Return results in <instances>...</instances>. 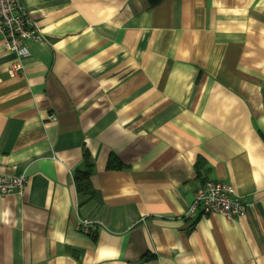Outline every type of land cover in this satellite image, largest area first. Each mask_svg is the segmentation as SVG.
<instances>
[{
  "label": "crops",
  "instance_id": "0c3cea01",
  "mask_svg": "<svg viewBox=\"0 0 264 264\" xmlns=\"http://www.w3.org/2000/svg\"><path fill=\"white\" fill-rule=\"evenodd\" d=\"M23 2L44 39L12 75L0 32V174L28 176L0 264H264V0ZM209 180L247 213L186 218Z\"/></svg>",
  "mask_w": 264,
  "mask_h": 264
},
{
  "label": "built area",
  "instance_id": "2783aa9c",
  "mask_svg": "<svg viewBox=\"0 0 264 264\" xmlns=\"http://www.w3.org/2000/svg\"><path fill=\"white\" fill-rule=\"evenodd\" d=\"M0 32L4 35V47L17 55L11 74L23 69L22 59L30 55L28 42L43 40L44 34L38 22L31 17L23 0H0ZM28 183V176L0 174V194L22 195ZM248 203L237 194L235 187L223 181L209 180L200 186L186 211V218L222 214L234 221L247 213ZM86 229L95 224L88 219L80 221Z\"/></svg>",
  "mask_w": 264,
  "mask_h": 264
},
{
  "label": "trees",
  "instance_id": "16d2710c",
  "mask_svg": "<svg viewBox=\"0 0 264 264\" xmlns=\"http://www.w3.org/2000/svg\"><path fill=\"white\" fill-rule=\"evenodd\" d=\"M162 0H152L153 4H157L161 2ZM90 157L88 154H86V161L84 168H80L76 171L75 174V183H76V189L78 192V195L81 197H88L89 199H92L94 195L96 194V190L92 185L91 176L93 173V163L89 160ZM203 166V161L201 159L198 161V174L201 175V167ZM109 168H123V165L115 159H111V161L108 164ZM207 170V169H206Z\"/></svg>",
  "mask_w": 264,
  "mask_h": 264
}]
</instances>
